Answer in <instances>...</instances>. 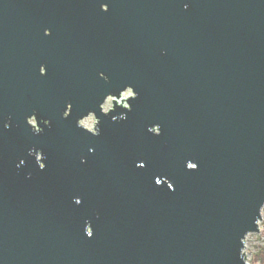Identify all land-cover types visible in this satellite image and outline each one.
Wrapping results in <instances>:
<instances>
[{
    "label": "water",
    "instance_id": "95a60500",
    "mask_svg": "<svg viewBox=\"0 0 264 264\" xmlns=\"http://www.w3.org/2000/svg\"><path fill=\"white\" fill-rule=\"evenodd\" d=\"M0 83V264H247L264 0H0Z\"/></svg>",
    "mask_w": 264,
    "mask_h": 264
},
{
    "label": "flooded vegetation",
    "instance_id": "af4514ba",
    "mask_svg": "<svg viewBox=\"0 0 264 264\" xmlns=\"http://www.w3.org/2000/svg\"><path fill=\"white\" fill-rule=\"evenodd\" d=\"M104 8L106 9V7H104ZM20 30L21 31H26L27 30V32L31 34V37H29V36H27L25 38L24 37H19L20 45H19V48L17 49V54H18L17 55V61H18V64L26 65V66L36 65V64H38V61H37V59H34L35 48H33V38L34 37L32 36V34L34 33V28L32 26H30V27H26V26L23 27L22 26V27H20ZM50 31H51L50 29H47L46 30V34L47 35L50 34ZM23 40L27 41V45H22V41ZM46 60H49V59H46ZM51 61L52 60L49 61V64L52 63ZM65 61L67 62V61H69V59L67 58ZM47 63L48 62H46V61L42 62L43 65L41 67V73L43 75L46 74V64ZM20 78H23V77H20ZM20 78H18L17 80H19ZM12 85H14L16 91H18V89H19V93L21 95H23V96L26 95V96L34 97V96H39V94H42V92H43V90L41 89V83L38 82L37 78H34V79L32 78L31 80L20 79L18 81V83H15V84H12ZM2 89L3 88H2L1 83H0V93H1ZM48 89H49L50 92L54 93L53 83H49V86L47 85V91H48ZM47 94H49V93L47 92ZM105 103H106V101H105ZM23 108L24 109H31V111H34V110L36 111V108H34L33 106H27V107L24 106ZM66 110L70 111L68 106H67ZM35 121H36V118H35ZM83 125H84V123H83ZM32 126H34L35 130L39 129V127L37 126V121H36L35 125L32 124Z\"/></svg>",
    "mask_w": 264,
    "mask_h": 264
},
{
    "label": "clouds",
    "instance_id": "9594fccd",
    "mask_svg": "<svg viewBox=\"0 0 264 264\" xmlns=\"http://www.w3.org/2000/svg\"><path fill=\"white\" fill-rule=\"evenodd\" d=\"M185 7H187V6H185ZM122 95L125 96V97L132 96L133 95V91H132L131 87L127 88L122 93ZM113 99H115V97H113L112 95H109L107 97V99H106V103H104L101 106L105 112H107V110L112 106L111 105V101ZM68 108L70 109L69 106H68ZM63 115L65 117H67L69 115V111L68 110H65L64 113H63ZM95 119H96L95 116L92 113H90L86 120H82L80 122L81 123H87L88 126L91 127L92 124L95 122ZM28 121H29V123L35 125V123H36L35 116L33 115V116L28 117ZM45 123H47V121H45ZM5 126L8 127L7 124ZM261 211H262V215H264V208H262ZM260 227H261V233H260V235H264V222H261ZM90 235H91V233H89V236ZM255 235L256 234H253V233H249L248 234L249 238H252ZM256 253H259V256L258 257L256 256ZM247 264H264V252H262L260 249H256L255 252L253 253V255H250L249 256V259L247 261Z\"/></svg>",
    "mask_w": 264,
    "mask_h": 264
},
{
    "label": "rangeland",
    "instance_id": "374dc122",
    "mask_svg": "<svg viewBox=\"0 0 264 264\" xmlns=\"http://www.w3.org/2000/svg\"><path fill=\"white\" fill-rule=\"evenodd\" d=\"M111 105L112 106L107 111H109L110 109L113 108V100L111 101ZM95 124H96V119H95V122L92 124L91 127H89L87 123H84V125L89 129H93L95 127ZM261 222H264V215H262V219L259 222L260 231L258 233H253V234H256L254 237L249 238V236H247V238H246V242H245L246 247H245L244 252H245L247 261L249 259V256L253 255V253L255 252L256 249H260L262 252H264V235H260V233H261V227H260ZM256 256L258 257L259 253H256Z\"/></svg>",
    "mask_w": 264,
    "mask_h": 264
},
{
    "label": "built area",
    "instance_id": "2783aa9c",
    "mask_svg": "<svg viewBox=\"0 0 264 264\" xmlns=\"http://www.w3.org/2000/svg\"><path fill=\"white\" fill-rule=\"evenodd\" d=\"M130 96H128V97H125V96H121V98L118 100L119 101V103H122V99H123V102H124V104H126V100L129 98Z\"/></svg>",
    "mask_w": 264,
    "mask_h": 264
},
{
    "label": "snow or ice",
    "instance_id": "6c2138e0",
    "mask_svg": "<svg viewBox=\"0 0 264 264\" xmlns=\"http://www.w3.org/2000/svg\"><path fill=\"white\" fill-rule=\"evenodd\" d=\"M68 106L70 107V109H72V108H73V105H72V104H69ZM41 131H43V130H41Z\"/></svg>",
    "mask_w": 264,
    "mask_h": 264
}]
</instances>
